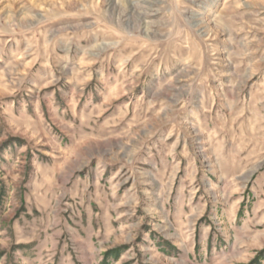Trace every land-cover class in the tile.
<instances>
[{
    "label": "rangeland",
    "instance_id": "1",
    "mask_svg": "<svg viewBox=\"0 0 264 264\" xmlns=\"http://www.w3.org/2000/svg\"><path fill=\"white\" fill-rule=\"evenodd\" d=\"M0 264H264V0H0Z\"/></svg>",
    "mask_w": 264,
    "mask_h": 264
},
{
    "label": "crops",
    "instance_id": "2",
    "mask_svg": "<svg viewBox=\"0 0 264 264\" xmlns=\"http://www.w3.org/2000/svg\"><path fill=\"white\" fill-rule=\"evenodd\" d=\"M194 259V260H193ZM192 260L190 259V261H192L193 263H195V261H198V260H200L201 259V257H194Z\"/></svg>",
    "mask_w": 264,
    "mask_h": 264
}]
</instances>
